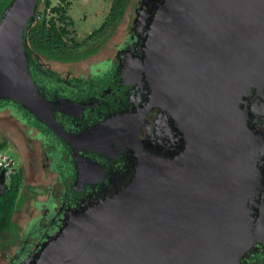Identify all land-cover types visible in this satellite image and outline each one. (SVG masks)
I'll list each match as a JSON object with an SVG mask.
<instances>
[{
  "label": "water",
  "instance_id": "obj_1",
  "mask_svg": "<svg viewBox=\"0 0 264 264\" xmlns=\"http://www.w3.org/2000/svg\"><path fill=\"white\" fill-rule=\"evenodd\" d=\"M139 57L119 74L147 102L80 136L66 134L26 51L39 0H12L0 17V100L17 104L78 152L130 148L132 175L116 192L68 210L57 233L22 264H239L264 235V158L245 103L264 90V0H151ZM160 110L153 146L139 139ZM150 148V150H149ZM77 184L90 182L84 164ZM8 186L0 178V197Z\"/></svg>",
  "mask_w": 264,
  "mask_h": 264
},
{
  "label": "flooded vegetation",
  "instance_id": "obj_2",
  "mask_svg": "<svg viewBox=\"0 0 264 264\" xmlns=\"http://www.w3.org/2000/svg\"><path fill=\"white\" fill-rule=\"evenodd\" d=\"M60 3L61 0H58L53 4L52 0V7ZM113 7L114 0L100 25L85 39L78 41L76 32L72 46L77 49L69 59H53L39 53L27 39V33L25 36L30 69L42 93L51 101L72 105L69 108H57L54 114L62 130L71 136H80L114 117L123 120L124 115L135 112L147 102L146 87L137 83L126 84L119 74V68L128 54L139 57L143 45L140 25L152 13L153 4L151 0H138L126 33L112 46L110 52L108 44L125 18L124 10L120 22L116 21L115 28V21L107 26ZM37 13L39 16L34 22L41 20L44 15L52 14L50 8L45 12L43 4L39 6ZM101 29V36H96L81 48L78 47ZM63 42L68 43L65 38ZM96 48L98 51L94 54L79 59L82 52L80 49L89 53L87 50ZM245 106L248 109L249 128L259 136L264 158V90H252ZM4 112L8 113L11 125L16 126L17 130L12 126L15 129L12 133L20 136L24 142L18 146L23 165L18 168L16 162V176H23V185L26 171L32 178L41 176L40 172L44 176H52L50 184L33 183L27 186V218L18 233L19 242L16 246L10 244L0 253V264H22L49 237L57 233L68 210H75L85 203L95 201L99 196L109 195L123 188L132 175L135 159L130 148H123L118 154L80 150V160L77 163L65 140L57 137L17 104L0 100V114ZM159 115L160 110L157 108L146 113L139 128V139L144 145H153ZM151 148L154 152L161 150L155 144ZM84 164L92 166L87 169L90 171V182L78 185V168H83ZM262 182L264 183L263 173ZM239 264H264V235L253 239L250 249Z\"/></svg>",
  "mask_w": 264,
  "mask_h": 264
},
{
  "label": "trees",
  "instance_id": "obj_3",
  "mask_svg": "<svg viewBox=\"0 0 264 264\" xmlns=\"http://www.w3.org/2000/svg\"><path fill=\"white\" fill-rule=\"evenodd\" d=\"M12 0H0V17L5 8L10 4ZM43 4L45 12L47 9H51V15H44L41 20L32 22L27 27V39L33 45V47L42 54H46L53 59H69L72 58V53L77 49L72 46V42L76 38V30L74 27V20L69 16V8L71 2L67 0H61V3L55 7H52V0H39V6ZM126 0H114V7L112 8V16L107 23V26L115 21L113 27L117 26L116 21L120 22L122 11L125 10ZM101 31L95 32L90 36L83 44L80 43L78 47H82L90 43L92 39L99 36ZM26 36V35H25ZM101 36V35H100ZM26 38V37H25ZM64 38L68 41L67 44L63 42ZM93 41V40H92ZM45 52H44V51ZM79 59H84L89 55L98 51L80 49ZM75 58V56H73ZM23 185V176H15L9 184L6 193L3 197H0V236L6 237L12 232V218L17 209L19 201L20 191Z\"/></svg>",
  "mask_w": 264,
  "mask_h": 264
},
{
  "label": "rangeland",
  "instance_id": "obj_4",
  "mask_svg": "<svg viewBox=\"0 0 264 264\" xmlns=\"http://www.w3.org/2000/svg\"><path fill=\"white\" fill-rule=\"evenodd\" d=\"M57 1L58 0H53V4H56ZM112 2L113 0H71L72 5L69 8V14L75 21L78 41L85 39L100 25L105 15L108 14ZM137 3L138 0H126L125 18L121 21V24L118 25L114 37L108 44L110 52L112 51V46L126 33ZM12 126L14 128L16 127L11 125L8 113L4 112L0 114V145L2 149L12 156L18 163V168H21L23 161L21 152L19 151L20 147L18 148V146L24 142L20 136H15L14 133H12V131H15L16 129ZM40 175L41 176H38L37 178H32L26 171L24 176L25 183L23 185L21 196L19 197L17 209L12 218V232L6 237L0 236V253L4 251V249H7L10 244L16 246L19 242L17 239L18 233H20L21 227L24 225L27 218V186L33 183H44V185H47L52 182V176H44L42 172H40ZM8 184H10L9 181Z\"/></svg>",
  "mask_w": 264,
  "mask_h": 264
},
{
  "label": "built area",
  "instance_id": "obj_5",
  "mask_svg": "<svg viewBox=\"0 0 264 264\" xmlns=\"http://www.w3.org/2000/svg\"><path fill=\"white\" fill-rule=\"evenodd\" d=\"M17 165L12 156L7 154L0 145V178L2 175L5 179V184L9 186L8 181L11 183L12 179L16 176Z\"/></svg>",
  "mask_w": 264,
  "mask_h": 264
}]
</instances>
